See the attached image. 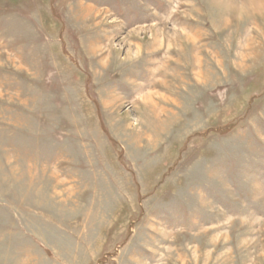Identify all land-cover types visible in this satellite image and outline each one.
Segmentation results:
<instances>
[{
    "label": "rangeland",
    "instance_id": "374dc122",
    "mask_svg": "<svg viewBox=\"0 0 264 264\" xmlns=\"http://www.w3.org/2000/svg\"><path fill=\"white\" fill-rule=\"evenodd\" d=\"M0 264H264V0H0Z\"/></svg>",
    "mask_w": 264,
    "mask_h": 264
}]
</instances>
